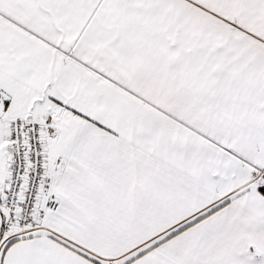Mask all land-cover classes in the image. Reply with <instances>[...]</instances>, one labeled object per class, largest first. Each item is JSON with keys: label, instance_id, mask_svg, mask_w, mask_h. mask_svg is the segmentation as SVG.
<instances>
[{"label": "snow or ice", "instance_id": "1", "mask_svg": "<svg viewBox=\"0 0 264 264\" xmlns=\"http://www.w3.org/2000/svg\"><path fill=\"white\" fill-rule=\"evenodd\" d=\"M0 264H264V0H0Z\"/></svg>", "mask_w": 264, "mask_h": 264}]
</instances>
